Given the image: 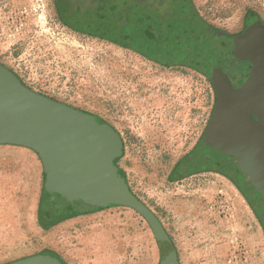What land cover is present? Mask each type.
<instances>
[{"label": "rangeland", "instance_id": "374dc122", "mask_svg": "<svg viewBox=\"0 0 264 264\" xmlns=\"http://www.w3.org/2000/svg\"><path fill=\"white\" fill-rule=\"evenodd\" d=\"M191 1L230 33L250 12L264 21V0ZM70 17L62 20L55 0H0V62L30 89L109 125L122 145L118 170L180 264H264V230L242 192L219 173L180 168L213 115L211 81L139 51L119 30L109 36L123 45L76 31ZM51 191L34 151L0 145V264L45 252L64 264H160L155 233L133 209L39 221Z\"/></svg>", "mask_w": 264, "mask_h": 264}, {"label": "water", "instance_id": "95a60500", "mask_svg": "<svg viewBox=\"0 0 264 264\" xmlns=\"http://www.w3.org/2000/svg\"><path fill=\"white\" fill-rule=\"evenodd\" d=\"M127 28L135 48L164 63L184 64L212 83L216 105L208 127L190 154L197 169L219 173L242 192L264 230V21L247 17L246 29L230 35L203 20L189 0L168 18L137 5ZM249 61L243 91L224 69ZM0 145L34 151L46 185L60 206L89 213L111 205L133 209L155 233L160 264H180L177 250L151 209L115 169L122 145L106 123L91 113L40 94L0 62ZM8 264H63L52 255Z\"/></svg>", "mask_w": 264, "mask_h": 264}, {"label": "trees", "instance_id": "16d2710c", "mask_svg": "<svg viewBox=\"0 0 264 264\" xmlns=\"http://www.w3.org/2000/svg\"><path fill=\"white\" fill-rule=\"evenodd\" d=\"M55 1L58 13L63 21L67 22L69 16L75 18V22L74 24L71 23V27L76 31L90 35L97 34V36L103 38L108 37L115 43L121 45H123V43L110 38L109 33L117 32V30H119L118 32L123 35V38L130 40V37L127 34V28L131 21L135 19V7L141 5V0ZM112 18H114L115 21H113ZM94 29L97 31L94 32Z\"/></svg>", "mask_w": 264, "mask_h": 264}, {"label": "flooded vegetation", "instance_id": "af4514ba", "mask_svg": "<svg viewBox=\"0 0 264 264\" xmlns=\"http://www.w3.org/2000/svg\"><path fill=\"white\" fill-rule=\"evenodd\" d=\"M189 1L195 7V5L192 3V1L191 0H189ZM180 2H182V0H141V5H143L146 8L153 9V10L157 11L159 14H161L163 17L168 18L174 12V9H175L177 3H180ZM195 10H196V7H195ZM196 12L199 14V12L197 10H196ZM252 13L253 12H250L246 16V19H245V27H244V29L242 31H240L238 33H230L228 31H224V30L223 31L226 32V33H228V34H230V35H240L246 29V20H247V17L250 14H252ZM247 65L249 66V70H247V71L246 70H243V66H247ZM251 69H252V64L249 61H238V62L233 63L230 67L224 69V73L227 74V76L229 77V80L231 81L232 86L235 89H237L238 91H241L242 92L243 91V88H244V84H245V82L247 81V79H248V77L250 75ZM97 120H98L99 123L104 124V122L102 120H100L99 118H97ZM118 159L115 161V165L114 166H115V169H116L117 173L119 174V176L124 179L123 174L121 173L120 170H118V167H117ZM194 167H196V164L193 161L190 160V156L188 157L187 161H185L180 166L181 169H185V170H190V169H192ZM127 186H128V184H127ZM129 190L131 191L130 188H129ZM50 196H51L52 199L56 200L54 198L53 194H52V191L50 193ZM51 198L49 197L45 201V203L43 205L42 212L40 213L41 216L39 217V221H42V222H47V221H69V220L72 219L69 216H72V215H75V214H79L78 212H76L75 210H73L70 207H66V206L63 207V206H60L58 203L52 204L51 203L52 202ZM114 206L115 205H111L108 208H111V207H114ZM108 208H105V209H108ZM105 209L95 210V211H93L91 213L98 212V211H103ZM56 213L60 217H54V215ZM80 214H83V213H80ZM44 255H52L53 257H55L58 260H60V258H58L57 255H55L54 253H51V252H45Z\"/></svg>", "mask_w": 264, "mask_h": 264}]
</instances>
